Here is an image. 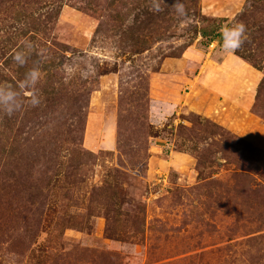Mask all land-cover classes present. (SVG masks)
Wrapping results in <instances>:
<instances>
[{
  "label": "rangeland",
  "instance_id": "obj_1",
  "mask_svg": "<svg viewBox=\"0 0 264 264\" xmlns=\"http://www.w3.org/2000/svg\"><path fill=\"white\" fill-rule=\"evenodd\" d=\"M173 2L0 0V264H264V0Z\"/></svg>",
  "mask_w": 264,
  "mask_h": 264
},
{
  "label": "clouds",
  "instance_id": "obj_2",
  "mask_svg": "<svg viewBox=\"0 0 264 264\" xmlns=\"http://www.w3.org/2000/svg\"><path fill=\"white\" fill-rule=\"evenodd\" d=\"M163 5H166L165 0H151L150 9L155 12H160L164 10ZM169 7L175 12L182 27L187 26L190 23L191 18L188 14L184 0H174ZM220 32L222 37V43L220 45L221 51L229 55L235 54L247 40V29L243 23H234L231 26L224 25L221 27ZM13 59L19 66H24L27 63L26 59L22 58L19 53H17ZM62 67L68 74H71L73 71L71 66L67 63ZM25 76L26 78L31 79L33 85H37L41 78L40 71L36 68L29 69L25 73ZM69 80V76L64 77V83H68ZM28 92L29 95L27 98L29 102L32 106H37L40 103L38 95L33 99L34 93L30 89ZM15 100V91L0 88V109H2L3 113L9 117L18 111L19 105L14 103Z\"/></svg>",
  "mask_w": 264,
  "mask_h": 264
}]
</instances>
